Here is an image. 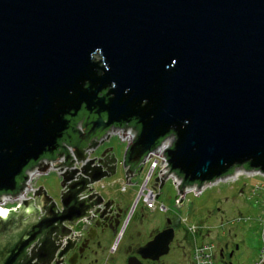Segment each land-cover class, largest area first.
<instances>
[{"label": "water", "instance_id": "obj_1", "mask_svg": "<svg viewBox=\"0 0 264 264\" xmlns=\"http://www.w3.org/2000/svg\"><path fill=\"white\" fill-rule=\"evenodd\" d=\"M112 126L134 135L127 184L172 135L157 186L173 175L179 205L237 167L264 172V0H0V202L18 199L0 210V264H48L69 233L60 221L87 226L77 220L103 199L77 194L116 160L107 148L88 167L84 149ZM46 169L61 175L59 211L26 182Z\"/></svg>", "mask_w": 264, "mask_h": 264}, {"label": "rangeland", "instance_id": "obj_2", "mask_svg": "<svg viewBox=\"0 0 264 264\" xmlns=\"http://www.w3.org/2000/svg\"><path fill=\"white\" fill-rule=\"evenodd\" d=\"M168 140H165L163 144L166 145ZM117 141L116 137H110L108 141L105 140V142L98 145L92 154L96 160L98 153L103 149L111 148L105 154L112 153L116 163L114 165V173L108 175L107 178L101 177L99 179L100 183L92 182L91 187L93 186L92 188L99 193V196L104 200H102L103 203L108 199H112L117 205L129 208L134 203L143 174L148 172L146 164L150 160L144 161L146 164L140 165L141 170L135 168L129 184L125 185V192H118L117 184L123 179L121 153L123 152L124 144ZM150 167H148V170ZM236 174H239V172L237 171ZM170 180L167 178L162 181L159 195H157L158 197L154 204L150 206L153 208V206L161 205L165 208L164 212L159 214V211L155 210L148 215L149 221L153 223H158L159 220L163 219V216L172 218L175 223L178 222L177 226L179 228L176 235L180 240V250L177 256L173 258L169 256L168 261L170 263L175 262L174 264H189L192 261L189 256H192V241L194 239L195 243L207 242L214 246L213 251H215V256L217 257L213 264H221L220 261L221 259L223 260V257L220 256H225V253L234 249V246H237V248L231 251V264H253L256 250L261 244V227L258 221L260 218H264V192L261 190L251 192L250 188L260 182V176H252L250 178L239 175L228 181L217 180L214 184L205 186L199 195L185 192L180 205L174 202V199L179 197L176 195V189ZM59 182L60 179L57 177V173L49 169L46 174L38 176L34 180L33 185L35 188L41 186L43 192L52 201L59 204ZM140 202L135 204V209L141 206ZM4 205L10 204L4 203ZM100 210L102 211L98 212L99 214L93 215L94 221H102L100 216L105 213L106 208L103 212V207L101 206ZM242 218H244L243 221L241 220ZM188 224L202 225L205 230H202L200 234L195 233L193 236L192 233L196 230L191 233L193 228L191 229V226L185 227ZM68 228L70 232H73L72 225Z\"/></svg>", "mask_w": 264, "mask_h": 264}, {"label": "flooded vegetation", "instance_id": "obj_3", "mask_svg": "<svg viewBox=\"0 0 264 264\" xmlns=\"http://www.w3.org/2000/svg\"><path fill=\"white\" fill-rule=\"evenodd\" d=\"M157 197L154 195V201ZM106 201L108 205H106L104 216H100L101 222L93 220L88 226H80L70 232L69 223L60 221L69 230V233L60 238L61 244L53 252V258L48 264H127V258L132 261V264L175 263L174 261V263H170L168 257L177 256L180 250V240L176 235L179 228L178 222L175 223L172 218H166L163 214V219L158 223H153L148 218V215L155 210L159 211V214L164 212L163 206L157 205L153 208L139 206L138 209H135V205L125 208L117 205L112 199ZM51 202L55 205L53 212L61 209L60 203L57 204L52 200ZM32 206L35 209L38 208L34 203ZM11 208H14V205L3 206L4 210ZM17 208L15 207L12 211L15 213ZM38 213L39 215L35 219L43 214V212ZM167 230H170L168 237ZM156 236L158 242L155 250L140 254L138 248L149 241L151 242ZM38 243L36 246L39 245ZM31 246H33L32 242L29 243L25 251L26 255ZM236 248L237 246H234L232 250L234 251ZM232 250L225 253V256H222L220 252V257H223V260L220 261L221 264H225V262L231 264ZM34 260L35 257L30 259L29 263Z\"/></svg>", "mask_w": 264, "mask_h": 264}, {"label": "built area", "instance_id": "obj_4", "mask_svg": "<svg viewBox=\"0 0 264 264\" xmlns=\"http://www.w3.org/2000/svg\"><path fill=\"white\" fill-rule=\"evenodd\" d=\"M123 131V127H116V126H112V127H109V130H106L102 135L101 137H99L96 141V143L90 147H84V152H85V157L84 159H86V161L88 160H91L93 159V156L92 154L95 152V149L98 145L102 144V142H105V140H109L110 137L112 138L113 136L116 137L118 139V143H122L124 144V148H123V152L126 150V148L128 147L127 145L129 144V142L132 140L133 138V133L131 132L130 129L126 128L125 129V132L123 131L122 133V136H120V133ZM167 143L166 145L163 144V142L165 140H167ZM171 139H173L172 135H169L167 137H165L163 140H161L159 142V147L157 148V151H155V154L151 153V152H147V154H145L144 156V160L143 161H140L138 164H137V167H135L136 169L139 168L141 170V166L142 164H146L144 161H147V160H150L147 162L146 166H147V171L146 173L143 174V179H142V182H140L139 184V189H138V193H136L135 195V200H134V203H132L130 205V207H133L136 203H139V201H141V206H144V207H148V208H151L150 206L152 204H154V195H159V191H160V188H161V185L162 183L159 185V189H158V186H157V182L160 179H162L161 176H159L161 173H163L165 170H162V171H159L161 168L165 167L166 166V162H164V158L160 157L159 154H160V151L163 150L164 148L167 149V147L169 146V142L171 141ZM111 149V148H110ZM122 152V153H123ZM121 153V155H122ZM70 157L71 159H73L74 163L72 165V167L74 169H78V166L79 164H81V162H76V160L73 158V154L72 152L70 151ZM57 162H63L62 160V155L59 156L57 159H55ZM144 162V163H143ZM158 162V163H157ZM96 163L97 161L95 160V158L92 160V162L90 164H88V167L92 166V165H95L96 166ZM115 165V163H114ZM151 166L148 170V167ZM122 167V166H121ZM135 168L132 170V172H130V176H128V173L125 175L126 177H128V184L131 180V176L134 175V172H135ZM157 168V169H156ZM123 169V173L125 170H127V167L123 166L122 167ZM49 169H46V172L45 173H38V174H35L34 177L33 176H30V180L29 181H26L27 182V185L29 186L28 188H35L33 183H34V180L38 177V176H41L42 174H46L48 172ZM53 170V169H51ZM236 170V171H235ZM235 173L233 171V174L230 176H225L224 178H221L219 180V178H216L214 180H212V182H206L204 185H201L200 188L198 190H196L195 192H193L194 190V185H191L190 186V189L189 188H184L182 190V198H183V194L185 192H189V193H192V195H199L200 194V191L202 189H204L205 186H208V185H211V184H214L215 182H217V180L219 181H225L226 178H228L226 181H228L229 179H233L234 177L236 176H241V175H244V177H252V176H260V182L254 184L252 186V188H250L251 192L255 191V190H261L264 192V174L257 170H246L243 171V170H240V169H235ZM239 172V174H236V172ZM251 171V172H250ZM54 172H56V170H54ZM154 172V173H153ZM158 172V173H157ZM57 173V172H56ZM75 174H79L81 177H83V174L79 171H76ZM236 174V175H235ZM61 175H57V177L59 178ZM123 176V175H122ZM234 176V177H232ZM168 178L171 179V183L172 185H174L175 189H176V184H177V179L171 175L170 173H168V175L164 178L165 180ZM60 179V178H59ZM71 180L70 179H67V181H65L64 183H69ZM164 181V180H163ZM95 182H99L100 183V180L98 181H95ZM127 183H125V177L123 176V179L117 184V191L118 192H125L126 188H125V185H128ZM202 184V183H201ZM92 185V182L90 183H87L86 185H84L85 187L87 186V188H83V191L79 192L77 195V199H80L82 197H85L87 195H90L91 193L92 194H99L96 192L95 189H93L91 187ZM63 186H59V189H62ZM90 189V190H88ZM65 189H63L62 191H64ZM177 191V189H176ZM175 191L176 195H178V193ZM22 193V197L25 198H29V195H31V191L28 189V190H22L21 191ZM180 195H178L179 197ZM94 198V195H92L91 199ZM178 198H175L174 199V202L177 201ZM104 201V200H103ZM103 201L101 203H98L95 204V205H92L88 210H89V215L92 217L91 218V221L90 220H87L85 219V217H80L78 220H77V223L80 222L81 224H86L87 226L93 221V215L97 214L98 212L100 213L102 210L101 209V206L103 207ZM18 199L17 198H14L13 199H10L9 201L8 200H2L0 202V210H4L3 209V206L4 203H7V204H11V205H14V208L17 207L18 205ZM181 202V200H180ZM178 204V203H176ZM94 209L97 210V212H94ZM5 211V210H4ZM98 213V214H99ZM244 218H242L241 220L243 221ZM180 222H182V220L179 219ZM183 223V222H182ZM258 223L260 224V247L256 250V256H255V260H253V264H264V218H260ZM83 226V225H82ZM186 226H191V233L193 231H195L193 234V236L195 235V233H202V230H205L203 228L202 225H195V224H188V225H185ZM206 235V233H205ZM192 246H193V252H191V255L192 256H189L191 257L192 261L189 263V264H213V262L215 261L216 257L215 256V251H213V245L211 243H207V242H199V243H195L194 239L192 241Z\"/></svg>", "mask_w": 264, "mask_h": 264}, {"label": "bare ground", "instance_id": "obj_5", "mask_svg": "<svg viewBox=\"0 0 264 264\" xmlns=\"http://www.w3.org/2000/svg\"><path fill=\"white\" fill-rule=\"evenodd\" d=\"M87 144H85V146H86ZM127 149V148H126ZM126 152V151H125ZM62 155V154H61ZM61 155H58L55 159H57L59 156H61ZM57 162V161H56ZM236 169H240L239 167H237ZM240 170H242V169H240ZM248 170H250V169H248ZM254 170H257L258 171V169H254ZM263 174H264V172H262ZM261 173V174H262ZM217 178H219L220 179V177H217ZM214 179H216V178H213L212 180H214ZM209 182V181H208ZM201 184V183H200Z\"/></svg>", "mask_w": 264, "mask_h": 264}, {"label": "trees", "instance_id": "obj_6", "mask_svg": "<svg viewBox=\"0 0 264 264\" xmlns=\"http://www.w3.org/2000/svg\"><path fill=\"white\" fill-rule=\"evenodd\" d=\"M80 123H81V121H79L77 124H75V128L78 130V131H81L82 129L80 128ZM78 125V126H77ZM123 126H125V125H123ZM62 155H63V153H61ZM60 154V155H61Z\"/></svg>", "mask_w": 264, "mask_h": 264}, {"label": "snow or ice", "instance_id": "obj_7", "mask_svg": "<svg viewBox=\"0 0 264 264\" xmlns=\"http://www.w3.org/2000/svg\"><path fill=\"white\" fill-rule=\"evenodd\" d=\"M0 214H2V213H0Z\"/></svg>", "mask_w": 264, "mask_h": 264}]
</instances>
